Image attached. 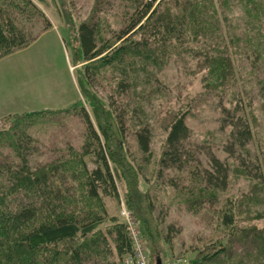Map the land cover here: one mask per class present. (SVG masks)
Wrapping results in <instances>:
<instances>
[{"label":"trees","instance_id":"1","mask_svg":"<svg viewBox=\"0 0 264 264\" xmlns=\"http://www.w3.org/2000/svg\"><path fill=\"white\" fill-rule=\"evenodd\" d=\"M35 1L48 0H0V58L29 45L48 28L50 22ZM256 1L253 8L262 4ZM121 2V24L117 27L105 17L112 0H94L89 17L76 29L83 63L78 84L92 107L91 116L80 105L86 138L81 146L66 144L60 158L32 164L36 139L31 127L51 116L34 120L31 115L41 112L37 110L16 116L6 128L0 126V264H124L132 251V239L124 220L110 214L104 201L105 196L119 197V184H123L125 203L139 221L146 245L156 244L159 233L158 218L152 219V215L161 184L169 181L179 187L190 179L194 186L181 192L188 188V194L198 201L217 199L218 191L228 187L231 172L264 188V159L251 148L255 136L250 113L245 101L237 99L232 108L222 112V127L229 128L222 147L225 158L217 156L207 143L193 141L185 113H176L167 125L153 172L160 181L155 187L159 186L158 191L154 186L151 191L149 185L142 190L137 176L154 158L153 127L147 109L153 96L150 92L158 84V72L175 44L205 31L206 20L199 15L205 16L209 10L193 1L189 12L184 7L181 16L171 9L170 0ZM24 11L33 13L36 21L43 20L40 31L21 23L19 13ZM106 83L109 88L102 97L98 88ZM8 116L4 115L0 124ZM128 135L137 143L141 163L136 155L131 161L127 157ZM237 204L227 196L218 209L219 224L229 241L213 242L211 249L187 264L262 262L264 247L255 235L247 236L258 242L255 263L249 258L242 260L236 251L234 242L241 232ZM178 230L169 224L165 239L171 240Z\"/></svg>","mask_w":264,"mask_h":264},{"label":"rangeland","instance_id":"2","mask_svg":"<svg viewBox=\"0 0 264 264\" xmlns=\"http://www.w3.org/2000/svg\"><path fill=\"white\" fill-rule=\"evenodd\" d=\"M193 1L209 10L207 15H199L206 20V29L199 35L192 32L181 45L175 44L158 72V84L150 92L153 96L147 109L153 127L154 158L137 176L142 190L149 185L148 189L151 187L152 191L154 186L158 191L160 181H156L153 172L167 125L176 113H185L193 141L207 143L223 159L226 153L222 147L229 128L222 127V112L224 108H232L237 99L245 101L255 136L251 148L264 159V0H259L262 2L259 8H253V0H170L169 5L183 16L184 7L189 12ZM35 2L48 18V28L29 45L0 58V106L10 114L0 126L6 128L16 116L35 114L37 110L41 112L31 115L38 116L34 120L42 115L51 116L31 127L36 139V149L30 156L32 164L58 159L66 144L79 147L86 139L80 105L90 115L92 107L78 84L83 63L79 60L80 40L76 29L89 17L94 0ZM112 3L106 8L105 17L112 27H117L121 24L118 21L123 6L121 0H112ZM29 12L19 13V20L26 28L40 31L43 20H34L35 15ZM106 84L98 88L102 97L109 88ZM93 121L98 127L94 117ZM126 147H129L128 159L131 161L132 155H136L141 163L137 143L131 135L126 139ZM161 185L163 189L156 192L159 198L151 216L158 218L159 233L155 235L156 244L147 243L148 264H155L158 257L162 264H187L211 249L213 242H228L218 219V209L227 196L239 203L236 212L241 232L234 242L236 251L242 260L257 261V241L264 247L262 185L244 176L235 177L231 172L228 187L219 190L218 198L213 201L209 198L198 201L189 195L188 188L194 186L190 179L179 187H173L169 181ZM185 187L188 188L181 192ZM118 189V198L105 196L104 201L108 212L120 217L122 203L127 205L123 184ZM169 224L179 230L167 241ZM250 234L257 241L252 242L247 237ZM263 262L264 258L260 264Z\"/></svg>","mask_w":264,"mask_h":264},{"label":"built area","instance_id":"3","mask_svg":"<svg viewBox=\"0 0 264 264\" xmlns=\"http://www.w3.org/2000/svg\"><path fill=\"white\" fill-rule=\"evenodd\" d=\"M120 214L132 239V251L126 255L124 264H148L147 245L142 235L139 221L124 203H122Z\"/></svg>","mask_w":264,"mask_h":264},{"label":"crops","instance_id":"4","mask_svg":"<svg viewBox=\"0 0 264 264\" xmlns=\"http://www.w3.org/2000/svg\"><path fill=\"white\" fill-rule=\"evenodd\" d=\"M4 58H6V57H4ZM7 113H9L8 110H7V109H3V108H1V106H0V120H1V118H2L4 115H6Z\"/></svg>","mask_w":264,"mask_h":264},{"label":"water","instance_id":"5","mask_svg":"<svg viewBox=\"0 0 264 264\" xmlns=\"http://www.w3.org/2000/svg\"><path fill=\"white\" fill-rule=\"evenodd\" d=\"M155 264H162V259H161L160 257H158V258L156 259Z\"/></svg>","mask_w":264,"mask_h":264}]
</instances>
